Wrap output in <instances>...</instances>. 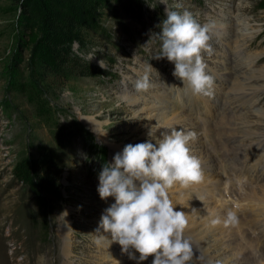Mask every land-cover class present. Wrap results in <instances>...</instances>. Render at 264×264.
<instances>
[{"label":"rangeland","instance_id":"obj_1","mask_svg":"<svg viewBox=\"0 0 264 264\" xmlns=\"http://www.w3.org/2000/svg\"><path fill=\"white\" fill-rule=\"evenodd\" d=\"M86 1L97 6L96 27L89 32L87 50L74 49L96 64L98 73L39 81L30 60L42 23L28 17L22 0H0V264H137L118 242L96 243L103 234L96 232L102 215L115 202L114 197L101 199L99 174L127 144H155L149 131L157 124L173 127L183 120L185 131L198 130L203 143L202 151L189 146L196 150L191 153L200 161L205 153L217 155L215 173L221 171L223 182L214 200L233 204L244 185L260 194L264 190V0ZM166 7L187 10L210 29L212 51L202 53L206 72L214 78L210 97L183 86L173 75L174 62L153 59L160 50ZM102 59L106 68L99 66ZM145 75L153 86L138 92L134 82ZM237 95L247 96V103L230 108L239 103L232 100ZM236 121L244 122L251 137L221 134L225 122ZM165 131L161 127L155 136ZM200 188L171 189L176 210L196 218V210L189 211L179 199L194 207L220 204L211 197L196 201ZM175 190L178 199L172 198ZM247 211H240L241 221ZM261 216L251 213L245 225L237 219L231 224V247L222 249L227 232L218 233L211 258L196 255L193 264L235 263L237 243L245 244L247 234L250 239L260 235L262 241L248 249L249 258L241 264H264Z\"/></svg>","mask_w":264,"mask_h":264},{"label":"clouds","instance_id":"obj_2","mask_svg":"<svg viewBox=\"0 0 264 264\" xmlns=\"http://www.w3.org/2000/svg\"><path fill=\"white\" fill-rule=\"evenodd\" d=\"M166 5V0H161ZM161 46L153 59L174 62L173 75L193 95L211 96L214 78L206 72L203 52L211 53L212 36L207 25H201L185 10L168 11L159 25ZM99 66L106 68L104 60ZM152 83L147 75L134 82L138 92H147ZM168 129L156 137L153 128ZM149 136L156 139L127 144L117 152L113 163H107L99 174L101 199L114 197L105 209L96 232V240L118 242L122 252L137 264L153 256L152 264H193L194 249L185 233L189 221L184 211L176 210L169 192L175 186L191 187L204 181L201 161L191 153L194 131L155 125ZM158 145V146H157ZM236 216L228 213L225 224H235ZM218 223L214 220L213 224ZM106 234V235H104ZM139 253V256H136Z\"/></svg>","mask_w":264,"mask_h":264},{"label":"bare ground","instance_id":"obj_3","mask_svg":"<svg viewBox=\"0 0 264 264\" xmlns=\"http://www.w3.org/2000/svg\"><path fill=\"white\" fill-rule=\"evenodd\" d=\"M243 97L247 98V96H245V95L244 96L242 95L241 97L239 95H237L236 97L235 96L232 97L233 101H235V102L237 101L239 103L238 104L234 103V106H232L230 108H236L237 109L239 106H244V104L247 103L248 99L245 100ZM233 101H232V103H233ZM182 121L183 120L180 121L178 119L177 121L174 122L173 127H177V129L183 128L184 130H186L185 128H187V127L185 126V124L182 123ZM193 131L197 133L198 130L196 131V129H195ZM236 133H238L239 135H237ZM221 134L224 135L225 137H229V139H235V137H237V138H244V140H246L247 137H251L250 136L251 133L246 130L244 122H242V121L237 122V123L225 122L223 129L221 131ZM261 137H263L262 138L263 140L261 139L260 144L264 141V134ZM202 144L203 143L198 140V136H197V139L194 142H191L189 146L197 147L198 149H200L202 151ZM258 146H259V144H258ZM241 148H243V147H241ZM190 149H191V152L196 151V150L193 151L192 148H190ZM243 150H247V148L246 149H240V151H237V152L241 153ZM216 156H217L216 154L211 153V152L210 153L208 152V154L207 153L204 154V158H203L204 160L201 161V167H202L203 173L206 175L204 177V181L202 183H200L201 188L198 191L199 196H198V199L196 201H200V200L206 201L207 198L211 197V200L213 202L218 203L220 201V204L216 205L215 207L212 206L211 204H207V205H199L198 204L197 207H194L193 204L188 203L187 201L185 202V200H183V199H179L185 204L186 208L189 211L196 210V212H197V217L192 218L191 216L186 214V211H184L183 209L178 210V211H184L185 215L188 218L189 225H188V229L186 230L185 235L188 238H190V240H191V243H192V246L194 249V253H195L194 256L199 255L202 258H211L210 252L213 251L214 248H216V249L218 248V245H217L218 244L217 240H219L217 237L218 233L227 232L226 238L224 237L225 240L223 239L224 240L223 241L221 239L223 242L221 241L220 244H223V246H224L222 249L227 250L231 247L230 239H233L232 237H234L233 232H232V226H231V224H227V225L225 224V221L227 220L229 212H232L236 216L239 224H241V225H243L244 223L249 221L248 218L250 217L251 213L254 215H257V216L258 215L264 216V190H263V193L260 194L259 192L255 191L251 186H245L244 185V190L242 189L243 192L241 191L242 194H240V196H239L238 194L233 195V193H234L233 191L234 190L236 191V189H233V187H232L231 193L233 195V198L235 197L234 199H236V200L233 199V201H235V202H233V204L232 203H226L227 201L222 200V198L221 199L218 198V200L215 199L216 201L214 200V197H216L215 194L216 195L219 194V191H220L219 187L223 182L222 177H221V171L215 173V168H217V162L215 159ZM178 186L179 185H177L176 187H178ZM182 188H186V187L182 186ZM175 191H177V190H175ZM179 193H180L179 191H177V193H174L172 198H175V199L180 198ZM240 201H241V204H240ZM239 206H240V209H239ZM246 210H248V211H247V214L245 215L244 221H241L239 219V216H240L239 213H240V211H246ZM249 219H250V221H252L251 217ZM214 220L218 221V223L213 224ZM263 223H264V221H263ZM259 226H261V225L260 224L258 225V229H259ZM262 226H261L262 228L260 227L259 232H258V230H255L256 232H258V234H264V224ZM228 235H230V238H227ZM247 235H246V239H245V244H244V242H241V241L237 243L236 248L238 249V252H236L237 254L235 253L237 256L236 261H234L235 263H229V264H241L244 261L246 262L247 259L249 258L247 256L248 249H250L251 247H254L256 244L260 245V243L262 241L260 239V235H259V237L255 236V238H253V239L248 238ZM223 236H225V235H223ZM221 238H223V237H221ZM213 243L217 247H213ZM232 246L235 247V245H232ZM233 248H231V249H233ZM252 261L254 262V259ZM203 264H208V261H204ZM213 264H215V262Z\"/></svg>","mask_w":264,"mask_h":264},{"label":"trees","instance_id":"obj_4","mask_svg":"<svg viewBox=\"0 0 264 264\" xmlns=\"http://www.w3.org/2000/svg\"><path fill=\"white\" fill-rule=\"evenodd\" d=\"M22 1L28 5V17L42 23V34L30 60L35 78L46 81L51 76L69 81L98 73L97 65L74 49L77 45L79 50H87L89 32L97 22L95 4L86 0ZM56 7H65L66 11L59 12ZM41 183L38 184L46 191Z\"/></svg>","mask_w":264,"mask_h":264}]
</instances>
